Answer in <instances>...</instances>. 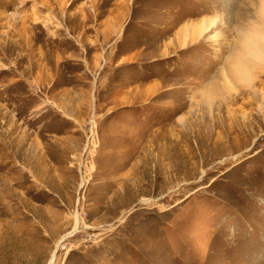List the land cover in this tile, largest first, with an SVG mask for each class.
Here are the masks:
<instances>
[{
	"label": "rangeland",
	"instance_id": "rangeland-1",
	"mask_svg": "<svg viewBox=\"0 0 264 264\" xmlns=\"http://www.w3.org/2000/svg\"><path fill=\"white\" fill-rule=\"evenodd\" d=\"M259 4L0 0V264H264V78L199 81Z\"/></svg>",
	"mask_w": 264,
	"mask_h": 264
},
{
	"label": "clouds",
	"instance_id": "clouds-1",
	"mask_svg": "<svg viewBox=\"0 0 264 264\" xmlns=\"http://www.w3.org/2000/svg\"><path fill=\"white\" fill-rule=\"evenodd\" d=\"M264 2V0H262ZM252 25L256 30V49H257V57L248 58L245 60V64L247 66L248 71L256 78V80H260L264 78V18H261L259 21L251 20L243 22L241 25L237 27L236 35H228L225 34L224 37L221 38L219 43V47L221 48V56L220 59L213 61V67L207 72L204 76L199 77L200 83H203L210 79L212 76L216 75L218 71L223 70L229 77H232V73L227 65V61L234 54V51L238 50V47L241 43H243V36L245 35L246 29L244 25ZM236 47H233V46ZM201 55L193 54V61L195 64H199L201 60ZM255 82V80H254ZM199 85H197L198 87ZM195 91V88L193 89ZM191 99V96L188 97Z\"/></svg>",
	"mask_w": 264,
	"mask_h": 264
},
{
	"label": "bare ground",
	"instance_id": "bare-ground-1",
	"mask_svg": "<svg viewBox=\"0 0 264 264\" xmlns=\"http://www.w3.org/2000/svg\"><path fill=\"white\" fill-rule=\"evenodd\" d=\"M259 14L262 18L264 17V2H262V0H260V4H259ZM209 26H210V24L208 25V27ZM202 27L203 26H200L199 28H194L192 30L194 37L196 36L195 39L196 38L200 39L205 34V31L207 29H203ZM246 32L247 33H245V35L242 38L243 43L240 44V47H241L240 53L238 55H236L235 59L233 58L234 60L230 66L231 67L230 71L232 73V77L230 78L229 75L225 74V72H224V77H223L224 81L222 83L223 88H222V90H220L221 93L223 92V90H226L228 92L235 90L236 89L235 82L242 84V85H245V86H251L253 75L248 71L247 66L245 64V60L248 58L257 57V49H256V43H255V40H256L255 27L249 28V30ZM190 35H192V34H190ZM190 35H186V36L182 35L180 37L181 38L180 43H181L182 47H184L187 44V42H188L187 37ZM221 76H223V75H221ZM210 92L206 91L207 94L204 95L205 99H206L205 101H207L209 103V105L212 104V100H214V96L216 95L217 92H219V90L218 89H217V91L211 90ZM216 97H217V95H216ZM74 219H75L74 230L72 232H70L68 235H66L65 237L61 238V241L64 240L66 237L70 236L71 234H73V232L77 229V225H78V215L77 214L74 216ZM55 253H56V250H54V252L52 253L51 259H50L48 264L53 263L54 258H55Z\"/></svg>",
	"mask_w": 264,
	"mask_h": 264
}]
</instances>
